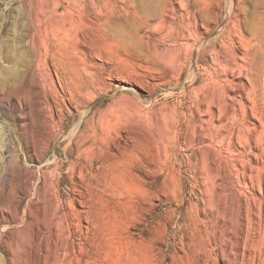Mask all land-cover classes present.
Returning <instances> with one entry per match:
<instances>
[{
    "label": "rangeland",
    "instance_id": "374dc122",
    "mask_svg": "<svg viewBox=\"0 0 264 264\" xmlns=\"http://www.w3.org/2000/svg\"><path fill=\"white\" fill-rule=\"evenodd\" d=\"M54 1L0 0V126L12 145L0 160V169L7 166L11 174L0 191V264H66L69 257L71 264H231L233 252L223 253L227 238L218 228L235 230L240 215L250 223V264H263L264 78L248 76L256 83L250 95L254 107L247 104L250 117L262 124L256 123L255 137L238 142L235 131L242 124L231 119L226 126L236 125L235 150L228 149L223 135L196 145L188 110L195 108L196 94L212 85L207 65L212 71L216 65L208 52L195 61L197 54L190 56L185 45H180L181 68L170 59L174 38L167 36L168 18L158 13L179 3L104 0L99 15L93 1L85 11L89 20L100 19L101 38L83 40L81 28L73 27L68 44L78 50L70 68L55 72L49 60L50 74L43 67L33 73L26 35L45 21ZM60 1L58 13L66 14V2ZM239 1L205 0V11L196 14L207 20L198 24L210 35L204 49L218 46L228 11ZM244 1L251 10L260 0ZM185 4L193 8L195 0ZM186 23L179 30L195 44L188 33L192 21ZM50 33L42 28L33 39L42 55V43L54 49ZM211 162L219 163L220 172L224 165L234 180L230 201L211 186L217 181L209 173ZM244 210H253L251 217Z\"/></svg>",
    "mask_w": 264,
    "mask_h": 264
},
{
    "label": "bare ground",
    "instance_id": "6f19581e",
    "mask_svg": "<svg viewBox=\"0 0 264 264\" xmlns=\"http://www.w3.org/2000/svg\"><path fill=\"white\" fill-rule=\"evenodd\" d=\"M64 1L66 2V6H67L66 10H67V12H69V14L66 12L65 9L64 10H65L66 14L65 13H63V14L58 13V9L60 7H63V6H62V4H61L62 2L60 0H55L54 1V9L48 11L50 7L49 8L47 7L46 11L44 10L45 12L48 11L45 14V19H44L45 21L41 20V22H37L36 23L37 25L34 26L35 27L34 29H36V30L32 29L33 31H31L29 29L28 34L26 35V38H28L30 40L29 42L32 44V54H33V57L35 59L34 64L30 67V70L33 71V73L39 67H43V69L47 68L44 70H45V72L50 74V68L48 65L49 60L53 61V63H54V71L55 72H56V70H58V68L61 69V67H59V66L70 68V66L74 60V52L78 50V48L75 44H71V43H70L71 45L68 44L70 39H71L70 38V35H71L70 29L72 30L73 27L76 30H77V28H81L83 40H87L90 36H93L95 38H101V34L103 32L102 29L104 28V26L99 21L100 19L97 17H96L97 19L95 18L96 19L95 21H92L91 20L92 18L89 20L88 17H90V15H88V13L85 10L87 9L88 4H90L93 1H96V2H98V3L95 2L97 4V6L94 9L92 8V10L98 9L97 11H93V13L97 12L100 15L102 10L100 11L99 9H101V7H102L101 4H102V1H104V0H64ZM185 1H187V0H174L173 2L179 3L178 7L171 4L172 8L168 7L164 10V8H165L164 7L161 10V8H162L161 7L160 8L161 12L158 13V14H161L162 18H165V17L168 18L167 21H165V22L168 23V25L167 24L166 25H167L168 31L170 33L169 34L166 32L165 33L168 34L167 36H169V38H171L170 40H172V38H174V46H173V49H172L171 54H170V57H171L170 59L172 61L175 60V62L178 63L177 65L179 66V68H181L180 65H183L182 59L184 60V58H183L184 57V55H183L184 51L182 52V48L180 47V45H185L186 47H188L192 50L190 56L193 55L194 53L197 54V56L195 57V61L198 62L199 60H201V58L203 56H205V53L208 52L211 56L212 63H214L216 65L215 71H212L211 67L209 65H207V70L209 71L208 72L209 73L208 80H210V83L212 85L210 88L204 86L202 88V89H205V91L203 93L201 91H200L201 93L197 92V93H200V95L196 94L197 96H195V99L193 100V103H195L196 106L193 110H191V109L188 110V115L190 117L191 127H192V130H190V131H192V133H193V138H195L194 142L196 145H197V143L200 144V143L204 142L205 140L209 139L210 137H212L214 139V138H217L214 136L223 135V137H225V138H227V136H228V138H227L228 140L226 141L228 149L230 148L232 150H235L234 147L236 148V142H237L236 140H239L238 142H240V141H242V139H244V140H246V142H248V139L252 138V136L255 137L254 133L258 129L256 127V123L258 122L257 123L258 125L261 124L260 121H257L256 123L252 122L253 120L251 119V117L253 118L254 114L252 115L251 113H249V108H248L247 104H249V102H250V104H252L250 106V109H252L251 108L252 106L254 107V100H250V95L252 94V91H253L254 86L256 84L248 76L251 74H254L256 77L261 76L264 78V0L257 1L256 3L254 2L255 6L251 10L248 9V7H246L245 1L243 2V0L239 1L236 5H231V8L229 9L228 15H227L228 25H226L227 26L225 28L226 30L222 32L223 36L218 40L219 44L217 47L213 44H209V46L207 48V49L210 48L209 51H207V49H204L203 43L205 42V40H207L208 37H210V35H208V34L205 35L204 33L200 32L198 29V24L200 23L201 26H204L205 22L207 20L202 14L200 15L199 19H197V17H196L197 13H200L202 10L205 11L203 9L204 4H205V0H195V4H194L195 6L193 8L186 7ZM166 4H167V2H166ZM98 5H99V7H98ZM46 6H48V5L46 4ZM162 6H164V5H162ZM157 12H159V10ZM75 14L77 15V18L74 17ZM67 15H69V16H67ZM185 20L188 21V24L191 23V21H192L193 25H191V26H193V27L188 28V30H189L188 33H189V36L191 38L196 40L195 44H190V43L186 42L184 40L183 31L179 30V28L183 27ZM227 21H226V23H227ZM102 26H103V28H102ZM42 28L45 31V33H48V32L49 33L51 32L52 34L54 33V39H53L54 40V49H52L51 44L45 45L44 43H42V46H44V55H42L43 53L40 50L41 49L40 45L39 46L33 45L34 37L36 35H37V38L40 37V34H42ZM188 30H186V31H188ZM219 30H220V28H219ZM73 31H74V29H73ZM50 37L53 38V36H51V35H50ZM75 57H76V55H75ZM262 64H263V66H262ZM67 68H66V70L68 71ZM71 69H72V67H71ZM74 69H75V66H74ZM28 70H29V68H28ZM74 71L72 70L70 72L71 73L73 72V74H74ZM77 73H78V70H77ZM77 73L74 74V76H77L78 75ZM73 74L71 75V77L73 76ZM194 80H195V78L193 75V77L189 81L191 83V82H194ZM4 99H5V97H4ZM2 103H3V98L0 96V104H2ZM236 106H237V108H236ZM256 106H255V108H256ZM216 108L218 110H220L221 108L223 109L224 112L221 113V114H223V116L221 114L216 113L217 112ZM254 111H256V110H254ZM218 113H220V112H218ZM250 114H251V117H250ZM237 117H238V119H237ZM254 118H256V116ZM231 119L238 120L239 125L242 124L240 126L241 127L240 131H238V130L235 131L232 128V127H235L236 125L235 126L232 125L231 128H230V126H229V128H227L228 126H226V125H227L228 121ZM256 120H257V118H256ZM228 125H229V123H228ZM222 128L227 129L228 132H226V130H224ZM234 131L239 132L237 136H236L237 133L235 134V137H236L235 143L233 141ZM225 132L228 133V135L225 134ZM260 136H262V135H260ZM260 136L258 135L256 137H259L258 139H260ZM223 137L221 136L220 138H223ZM189 140H190V138H189ZM223 141H225V139ZM252 141H254V139ZM252 141H251V143H252ZM255 141H256V138H255ZM243 144H244V142H243ZM206 145H208V144H206ZM210 145H211V143H210ZM203 146H204V144H203ZM238 146L240 147V145H238ZM203 148H205V147H203ZM203 148H202V150H204ZM245 148H243V149L245 150ZM228 149H225V150H228ZM11 150H12V145L10 144V142L8 141V139L6 137L5 128L0 126V160L3 159V156L6 153L10 152ZM205 151H206V149H205ZM211 153L213 154L214 152L211 151ZM207 154H208V152H207ZM249 154H250V152H249ZM99 155H103V153H101ZM217 156H219V155H217ZM217 160L219 161V159H217ZM215 162H216V159H215ZM102 163H104V162H102ZM211 163H212L211 166L208 165V166H210L209 173H210V175H212L211 176L212 179L213 180L217 179V181L215 184H213V182H212V184L211 183L210 184H211V186L214 187V189L217 187L216 190L218 192V195L223 194L220 196V198L222 199V197H223L227 201L228 197H230V195H231L230 194L231 191H233V187H234L233 181L234 180L232 181V180L228 179L229 177L227 178L226 173H225L226 171H224L227 169L224 168V165L222 166V169H220L221 170V172H220L219 169L217 168V167H219V165H218L219 163L218 164H216L214 162H211ZM213 164L216 166L218 171L215 170V167H213ZM1 167L2 168L0 169V191H2V190L4 191L6 188L8 178L10 177L11 174L8 171L7 166H1ZM100 167H103L102 164ZM103 168H101V169H103ZM242 170H244V173H245V169L242 168ZM104 172H106V170ZM115 173L116 172H114V174ZM101 175H103V174H101ZM213 176H214V178H213ZM228 176H230V175H228ZM231 179H233V178H231ZM214 189H213V191H214ZM211 196H212V194H211ZM230 199L232 200V198H230ZM211 200L212 199L210 197V201ZM226 201L224 200L223 204L221 202L222 205L220 208L222 210L225 209V207H226ZM228 201H230V200H228ZM231 203L234 204L233 202H231ZM239 203L242 205V202H239ZM227 205H229V204L227 203ZM236 206H237V204H236ZM238 206H239V204H238ZM252 207H257V206L254 205ZM250 208L251 207H248V209H250ZM237 209H238V207H237ZM243 209H245V208H243ZM250 210L248 213L244 210L248 214V215L246 214L247 216H249V214H251L253 211L252 210L250 213ZM240 213L242 214L241 211H240ZM240 213H239V215H240ZM212 215H214V214H212ZM251 215L249 217H251ZM254 215H255V212H254L253 216ZM249 217H248V219H249ZM212 218L213 217L211 216V219ZM250 220H251V218H250ZM247 223H249V221L247 222V220H245V217H243V215H240L237 219V224H236L235 230L231 227H228L225 224H222V227L218 228L219 229V236L220 237L224 236L227 238V241L224 243V247L222 248L223 249L222 251H223V253H226V252L229 253L230 251L233 252V254H232V258H233L232 263L233 264H250L249 257L246 254V247H247V240L246 239H247V233H248L247 232V229H248ZM252 223H253V221H252ZM256 226H258V225H256ZM260 227L259 228L256 227V228L259 230ZM252 230H253V228H252ZM261 230L262 229H260V231ZM248 231H249V229H248ZM256 234H258V233H256ZM262 234L264 235V232H262ZM259 235H260V233H259ZM254 236H256V235H254ZM262 236L260 235V237H262ZM251 237H252V235H251ZM251 237H250V239H251ZM249 241H251V240H249ZM253 241H255V240H253ZM256 242L254 244H256ZM258 244H256V245L258 246ZM257 250L258 249L256 248V251ZM64 256H65V258H67L70 255L68 253H66ZM66 264H71L70 257L67 259Z\"/></svg>",
    "mask_w": 264,
    "mask_h": 264
}]
</instances>
